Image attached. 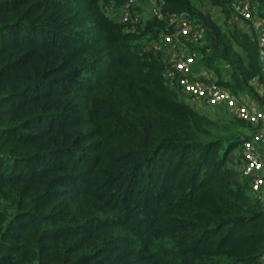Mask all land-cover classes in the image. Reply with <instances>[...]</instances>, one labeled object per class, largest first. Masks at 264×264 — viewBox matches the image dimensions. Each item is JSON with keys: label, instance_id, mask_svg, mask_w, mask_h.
I'll return each mask as SVG.
<instances>
[{"label": "trees", "instance_id": "obj_1", "mask_svg": "<svg viewBox=\"0 0 264 264\" xmlns=\"http://www.w3.org/2000/svg\"><path fill=\"white\" fill-rule=\"evenodd\" d=\"M129 1L0 0V264H264V199L240 172L255 130L168 87L143 50L168 25L109 16ZM161 2L204 30L212 83L262 102L232 0Z\"/></svg>", "mask_w": 264, "mask_h": 264}, {"label": "built area", "instance_id": "obj_2", "mask_svg": "<svg viewBox=\"0 0 264 264\" xmlns=\"http://www.w3.org/2000/svg\"><path fill=\"white\" fill-rule=\"evenodd\" d=\"M142 2L143 0H130L122 9L116 10L118 21L135 30L145 21L146 13L140 8ZM152 4V18L166 22L168 33L162 35L158 41L146 43L143 50L163 55L168 67V87L175 92H182L192 107L200 112L204 109L223 110L229 117L242 120L253 127L255 131L251 139L244 142L241 149L240 172L251 177L253 193L264 199V158L258 149V146L264 143V34L257 35L261 60L259 94L262 98V107L258 108L250 106L243 97H235L216 83H212L211 75L199 64L197 47L204 40V30L201 26L188 14L165 16L162 13L161 0H152ZM232 7L234 17L231 25L251 32L252 24L256 20L252 1L232 0Z\"/></svg>", "mask_w": 264, "mask_h": 264}, {"label": "crops", "instance_id": "obj_3", "mask_svg": "<svg viewBox=\"0 0 264 264\" xmlns=\"http://www.w3.org/2000/svg\"><path fill=\"white\" fill-rule=\"evenodd\" d=\"M149 2L151 3V0H149ZM146 15L148 16V18H152V15L153 13L152 12H146ZM253 28L256 30V33L257 35H261V34H264V20H260V19H256L255 22L252 24ZM243 99L250 105V106H253V107H262V102H257V101H254L248 97H243ZM214 109L212 110H202L201 112L203 114H206V115H209L210 117H214L216 113H219V110L218 109H215L216 110V113L213 111ZM258 149L260 151V153L262 154L263 158H264V143H262L261 145L258 146Z\"/></svg>", "mask_w": 264, "mask_h": 264}, {"label": "rangeland", "instance_id": "obj_4", "mask_svg": "<svg viewBox=\"0 0 264 264\" xmlns=\"http://www.w3.org/2000/svg\"><path fill=\"white\" fill-rule=\"evenodd\" d=\"M152 0L151 3L149 2V0H143V2L141 3V10L142 12H152L153 13V6H152ZM207 7V10L211 13V15L213 16L214 20L218 23V25L223 26V17L220 13V11L218 9L212 8L209 4H205ZM117 9H111L110 12H108V14L110 15L111 18H113L114 20L118 21V11H116ZM111 14H113L114 16H112ZM216 113V110H213Z\"/></svg>", "mask_w": 264, "mask_h": 264}, {"label": "water", "instance_id": "obj_5", "mask_svg": "<svg viewBox=\"0 0 264 264\" xmlns=\"http://www.w3.org/2000/svg\"><path fill=\"white\" fill-rule=\"evenodd\" d=\"M147 19H148V16H147V15H145V16H144V20L146 21Z\"/></svg>", "mask_w": 264, "mask_h": 264}]
</instances>
